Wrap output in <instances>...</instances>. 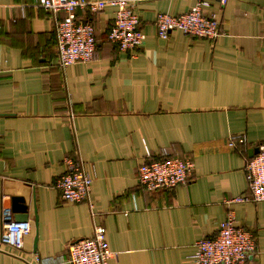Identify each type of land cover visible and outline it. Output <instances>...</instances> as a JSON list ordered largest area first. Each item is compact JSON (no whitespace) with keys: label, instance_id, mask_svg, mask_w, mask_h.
<instances>
[{"label":"crops","instance_id":"obj_1","mask_svg":"<svg viewBox=\"0 0 264 264\" xmlns=\"http://www.w3.org/2000/svg\"><path fill=\"white\" fill-rule=\"evenodd\" d=\"M36 2L0 0V264H71L68 244L96 224L116 254L109 264H189L230 210L256 237L243 264H264V201L227 203L248 194L249 150L264 144V0H211L215 41L158 36L159 13L188 12L196 0H140L146 38L128 51L108 39L115 6L79 11L94 22L97 51L65 69L55 18ZM232 134L247 144L231 148ZM163 149L195 168L189 182L148 192L138 167ZM67 156L93 176L90 202L62 199ZM14 197L25 198L32 224L20 251L2 241V204Z\"/></svg>","mask_w":264,"mask_h":264},{"label":"built area","instance_id":"obj_2","mask_svg":"<svg viewBox=\"0 0 264 264\" xmlns=\"http://www.w3.org/2000/svg\"><path fill=\"white\" fill-rule=\"evenodd\" d=\"M140 0H37V5L55 18L57 63L60 68L94 60L97 43L96 29L92 21L81 18L79 11L98 14L107 5L116 7L113 26L108 35L109 42L123 51L140 48L146 38L141 28L137 12ZM226 2V0H222ZM211 0H196L194 6L185 13L172 15L159 13L156 18L157 33L166 39L173 30L199 38L215 41L221 35L218 17L210 12ZM63 13V17L58 15ZM228 144L239 149L247 144L244 134H232ZM259 152L248 157L246 172L249 184L247 195L227 200L229 202L264 201V144L258 146ZM150 155V154H149ZM65 172L57 179L56 187L64 201L90 202L93 176L78 156L64 159ZM195 168L191 157L170 156L163 149L155 160L143 162L138 167V180L148 192L170 190L179 184L189 182ZM3 233L2 241L15 250H23L24 237L31 233L30 220H13L11 206L2 204ZM257 250L254 233L236 224L234 211L230 210L220 223L214 237H204L196 243V251L189 264H243L249 255ZM71 264H109L116 256L107 243V230L103 224L94 226L93 235L72 241L67 246ZM34 261V262H33ZM27 264H36L35 257ZM36 261V262H35Z\"/></svg>","mask_w":264,"mask_h":264},{"label":"water","instance_id":"obj_3","mask_svg":"<svg viewBox=\"0 0 264 264\" xmlns=\"http://www.w3.org/2000/svg\"><path fill=\"white\" fill-rule=\"evenodd\" d=\"M259 152V148H253L249 150V157H253ZM12 212L16 213V221H26L29 219V205L26 203L25 198L14 197Z\"/></svg>","mask_w":264,"mask_h":264},{"label":"trees","instance_id":"obj_4","mask_svg":"<svg viewBox=\"0 0 264 264\" xmlns=\"http://www.w3.org/2000/svg\"><path fill=\"white\" fill-rule=\"evenodd\" d=\"M88 20V19H87ZM91 21V20H90ZM93 22V21H92ZM93 24H94V22H93ZM95 26V25H94ZM96 29V28H95ZM96 40H97V35H96ZM96 43H97V41H96Z\"/></svg>","mask_w":264,"mask_h":264}]
</instances>
